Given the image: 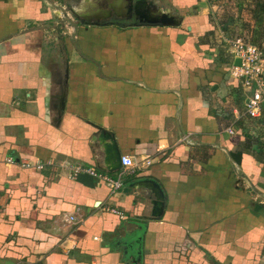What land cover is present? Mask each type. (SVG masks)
I'll use <instances>...</instances> for the list:
<instances>
[{
    "label": "crops",
    "instance_id": "crops-1",
    "mask_svg": "<svg viewBox=\"0 0 264 264\" xmlns=\"http://www.w3.org/2000/svg\"><path fill=\"white\" fill-rule=\"evenodd\" d=\"M262 2L0 0V264H259L264 110L224 39L264 49ZM118 155L153 164L69 178Z\"/></svg>",
    "mask_w": 264,
    "mask_h": 264
},
{
    "label": "built area",
    "instance_id": "built-area-1",
    "mask_svg": "<svg viewBox=\"0 0 264 264\" xmlns=\"http://www.w3.org/2000/svg\"><path fill=\"white\" fill-rule=\"evenodd\" d=\"M211 3L216 0H203ZM59 18V17H58ZM229 46V51L232 56L231 76L236 79L238 85L246 94L245 114L249 118H258L264 110V49L258 45L249 42L246 37L238 36L233 39H224ZM237 60L241 61L240 65H236ZM230 134H234L233 129H229ZM185 140V139H184ZM182 140V141H184ZM8 165H17L24 169H35L37 171L44 170L45 166L52 165V162L42 163H23L18 162L14 158L7 159ZM153 161L150 157H145L144 160L136 162L130 156L121 157V167L123 172L114 177L106 171L95 167H85L81 164H73L66 169L69 172V178L76 179L80 175H89L102 183L108 188L110 195L114 196L120 193L124 185L123 174H132L135 172H144L151 167ZM70 221H75L71 217ZM259 264H264V254L261 255Z\"/></svg>",
    "mask_w": 264,
    "mask_h": 264
},
{
    "label": "water",
    "instance_id": "water-1",
    "mask_svg": "<svg viewBox=\"0 0 264 264\" xmlns=\"http://www.w3.org/2000/svg\"><path fill=\"white\" fill-rule=\"evenodd\" d=\"M61 19V18H59ZM161 23L162 24H165V25H172L174 23V20L172 18H167V17H163L162 20H161ZM236 65H240L241 64V61L240 60H237L235 62ZM121 155H118V168L119 169H122L121 167ZM154 209H153V214L154 215H160L163 211V206L161 205L160 201L156 200L154 201Z\"/></svg>",
    "mask_w": 264,
    "mask_h": 264
},
{
    "label": "trees",
    "instance_id": "trees-1",
    "mask_svg": "<svg viewBox=\"0 0 264 264\" xmlns=\"http://www.w3.org/2000/svg\"><path fill=\"white\" fill-rule=\"evenodd\" d=\"M241 6H242V5H241ZM259 8L264 12V2H262V3L259 4ZM252 119H254V118H252ZM255 120L257 121L256 125H258V126H259V124H260V125H264V117L261 118V119H255ZM262 136H264V134H263ZM258 144H259V145H262V147H263V145H264V141L261 140V143L258 142ZM257 154L259 155V157H260L261 160L264 159V150H263V149H260V151H258Z\"/></svg>",
    "mask_w": 264,
    "mask_h": 264
}]
</instances>
